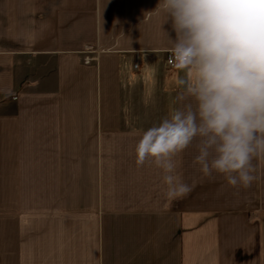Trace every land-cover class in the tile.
<instances>
[{
    "label": "crops",
    "instance_id": "crops-1",
    "mask_svg": "<svg viewBox=\"0 0 264 264\" xmlns=\"http://www.w3.org/2000/svg\"><path fill=\"white\" fill-rule=\"evenodd\" d=\"M158 3L0 0V264H264V158L233 188L193 144L174 201L135 163L184 75Z\"/></svg>",
    "mask_w": 264,
    "mask_h": 264
},
{
    "label": "clouds",
    "instance_id": "clouds-1",
    "mask_svg": "<svg viewBox=\"0 0 264 264\" xmlns=\"http://www.w3.org/2000/svg\"><path fill=\"white\" fill-rule=\"evenodd\" d=\"M170 20L175 67L182 75L169 112L143 130L135 163L162 172L165 197H187L194 185L177 157L195 144L203 177L251 187L264 158V0H159ZM168 36V34H167Z\"/></svg>",
    "mask_w": 264,
    "mask_h": 264
},
{
    "label": "built area",
    "instance_id": "built-area-1",
    "mask_svg": "<svg viewBox=\"0 0 264 264\" xmlns=\"http://www.w3.org/2000/svg\"><path fill=\"white\" fill-rule=\"evenodd\" d=\"M94 50H86L84 52V56H83V63L84 64H90L93 60L96 59V56H92L90 53H94ZM166 62L169 66H175V61H174V57L172 55L171 50H169L166 54Z\"/></svg>",
    "mask_w": 264,
    "mask_h": 264
}]
</instances>
